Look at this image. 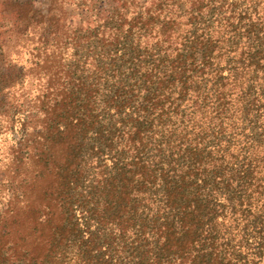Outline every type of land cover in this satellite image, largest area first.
Returning <instances> with one entry per match:
<instances>
[{
    "label": "trees",
    "instance_id": "trees-1",
    "mask_svg": "<svg viewBox=\"0 0 264 264\" xmlns=\"http://www.w3.org/2000/svg\"><path fill=\"white\" fill-rule=\"evenodd\" d=\"M0 41V264H264V0H0Z\"/></svg>",
    "mask_w": 264,
    "mask_h": 264
},
{
    "label": "rangeland",
    "instance_id": "rangeland-1",
    "mask_svg": "<svg viewBox=\"0 0 264 264\" xmlns=\"http://www.w3.org/2000/svg\"><path fill=\"white\" fill-rule=\"evenodd\" d=\"M18 42V43H17ZM1 43V41H0ZM9 44L11 46H14L13 50L10 53V57L9 60H13V64H15V62L17 63V68L15 69V71H18V67H21L24 63H25V59L28 58V53L25 52L26 49H21V40L16 41V38L13 37L9 40ZM23 50V51H22ZM20 60V61H19ZM7 65V64H6ZM6 65H2V69H1V74L4 75V77L7 76L8 72L6 69ZM9 67V64H8ZM10 82V80L6 79V80H2V78H0V132H5L3 133V136H6L8 138H11L13 135V132L9 129H6V125L8 117H6L5 113L7 111L8 108V103L10 101V94L13 93V89L11 87H9L7 84Z\"/></svg>",
    "mask_w": 264,
    "mask_h": 264
}]
</instances>
